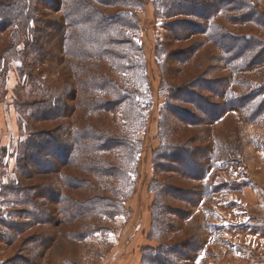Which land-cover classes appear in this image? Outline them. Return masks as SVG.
I'll return each mask as SVG.
<instances>
[{
  "label": "rangeland",
  "instance_id": "obj_1",
  "mask_svg": "<svg viewBox=\"0 0 264 264\" xmlns=\"http://www.w3.org/2000/svg\"><path fill=\"white\" fill-rule=\"evenodd\" d=\"M58 1L43 0L38 16L52 26L63 23L76 31V46L82 39L79 27L64 22L66 11ZM162 1L88 0L102 12L120 14L118 24L127 22L123 29L139 46L144 61L131 72L130 62L124 61L117 70L105 56L85 57L86 51L83 56L69 55L45 43L51 61H32L26 72L72 97L68 104L74 110L62 120L23 122L15 101L20 94L28 98L23 86L28 80L18 70L20 63L5 68L0 64V108L5 120L9 112L15 121L14 127L6 120L0 128V156L6 149L9 154L5 163L0 159V186L20 179L30 194L39 196L38 208L5 206L2 189L0 217L5 213L14 225L9 228L10 223L0 219V264H150L146 255L166 246L176 264H264V65L236 68L223 60L227 53L214 39L216 33L210 38L204 33L206 21L200 14L182 7L165 16ZM194 1L219 0L184 3ZM250 1L256 22L246 20L245 11L226 9L215 14V24L233 37L253 35L264 44V0ZM48 32H53L50 26ZM130 58L141 60L131 51ZM93 75L95 81L97 75L111 76L132 95H142L135 129L128 131L121 111L89 114L84 103L89 96L112 99L89 88ZM241 96L253 100L226 107V99ZM29 126L54 129L56 135L64 132L57 126H94L114 134L124 126L132 145L128 152L125 149L132 157L128 183L122 181L125 177L100 178L80 163L63 164L61 156L57 171L39 173L31 168L32 177L21 178L15 170L16 143L26 138ZM162 136L175 148L170 154ZM101 156V165L106 164L103 160L115 164L114 155ZM69 173L78 179L65 184L63 174ZM62 195L79 206L96 196L110 201L88 212L79 206L78 212H66ZM109 203L119 208L106 211Z\"/></svg>",
  "mask_w": 264,
  "mask_h": 264
},
{
  "label": "trees",
  "instance_id": "obj_2",
  "mask_svg": "<svg viewBox=\"0 0 264 264\" xmlns=\"http://www.w3.org/2000/svg\"><path fill=\"white\" fill-rule=\"evenodd\" d=\"M42 1L43 0H0V34H2V36L0 35V44L5 41L3 53L2 56H0V64L1 67L5 68L7 64L10 65V63L14 61L20 63V68L18 67V70L23 77H26V81L28 80L27 84L23 83V86H25V90H23L28 98L23 99L24 95L20 94L18 100L15 101V106L17 107L16 110L20 113V118L24 116L22 117L23 122L25 120L26 123L31 122V124L47 119L62 120L68 117L74 110L73 107L68 104L72 97H68V94L64 91L65 89L44 84L40 82V79L37 77L35 81L32 76L26 72L27 68H31L30 63H32V61L37 63H44L48 60L51 61V56H49L51 52L49 53V48L48 46L46 47L49 42L54 44L53 48L55 50L53 51L61 53L63 51L69 55L77 56H83V52L86 51V53L88 52L89 54L85 57L90 58H101L105 56V58L110 61L109 63L111 66H115L117 70L121 69L119 65L124 64V61L130 62V72L134 68L141 67L144 62L142 56L137 52V50L139 51V46L123 29L125 26L127 27V22H125L124 26L123 23L118 24L121 22L120 14H107L106 12H102V10L92 5L88 0H59L56 3L57 6L61 7L64 12L66 11L64 22L71 24V27H79L78 31L81 33L82 39L75 46L73 41L77 38L76 31L75 33L69 31V28H65L63 23H55L54 26H52L39 18V7ZM112 1L116 3L122 0H108L109 3ZM139 1L144 2V0ZM184 1L185 0H163V15L170 16L175 12L176 8H180V10L184 7L190 8V10L195 11L205 19L206 24H202V26L204 28V33L207 34L209 38L211 34L216 33L214 39L218 40L221 48L227 53L223 56V60L231 63L236 68L264 65V44H260V42L256 41V36L241 34L240 36L236 35L233 37L225 28L218 27L215 24V14L218 12H225L226 9L229 11H245L244 17L246 20H250V22L255 20L256 22V19L253 17L255 11L252 9L251 5L254 4V1L219 0L217 2L211 1L208 3L194 1L191 2L190 5L185 4ZM198 9L205 11V13H201L200 10L198 12ZM117 25L118 27H116ZM49 26L53 30L52 33L48 32ZM119 27H122V29L119 30ZM45 43L47 44L45 45ZM121 45L124 46V48H119ZM82 47H84L85 50L84 48L81 49ZM130 51L132 56H138L141 60L130 58ZM243 55L245 56L244 58L242 57ZM124 69L129 70V67L124 66ZM94 71H96V69H94ZM93 77L94 75L89 79V88L95 91L100 90L101 92H105L111 95L112 99L104 101L98 96H89V101L83 100L84 103L87 104L86 106L89 109V114H95L99 111L116 114L121 111L123 118L127 121L125 127L128 131L129 129L130 131L131 129H135L137 127L135 124V114L137 116L140 115L139 112L136 111V108L138 109L140 106V101H138V99L142 98V95L135 92L133 93L135 96L133 99L130 89L120 86L111 76L100 75L99 77V75H97L95 78H97L98 81H95ZM82 84L85 86L84 82ZM66 85L69 89H67L68 92H70L72 88L69 87L71 85L70 81L67 82ZM190 91H194V89L190 88ZM252 100L253 98H248L247 96L238 98L231 97L229 100L226 99L225 104L227 108L239 107L244 102ZM263 104L264 101L261 106H263ZM221 110L220 108L215 111L217 117L221 114ZM128 115H130V117ZM19 121L21 122V119ZM57 127L63 129L64 132L60 135H56L54 129L51 131H40L36 128L28 127V130H30L29 134H26V138L20 140L18 142L19 144L16 143L15 170L17 169V175L19 174L21 178L32 177L31 168L40 169L39 173L55 172L61 165L58 162L59 156H61L60 158L63 159V164L80 163L88 172H92L100 178L118 177V179H120L125 177L122 181L128 183L130 159L132 157L129 158L126 151L128 152L132 145L131 142L129 145V142L126 140L128 137L126 135L127 131L124 130V126L117 134L112 133L110 130V132H102L94 128V126H84V128L76 126L71 129L65 126ZM162 139L164 142L166 141V145L169 148L168 153L170 154L175 148H173L165 137L162 136ZM7 150L8 149L1 152L0 159H2V163H5V159L9 156ZM182 150H184V148ZM191 152L192 151H187V154ZM104 153L114 155V157H116L115 164L114 162H110L111 160H103L106 164H104V166L101 165V155ZM175 155L174 153L173 158L176 157ZM63 176L65 184H70L71 180L78 179L76 175L74 176V174L70 173L63 174ZM20 182V179H16L9 183L8 186H0V194L2 193V189L5 191L4 205H15L20 203L38 208L36 197L39 196H36L35 193L30 194L28 191L32 190H28V186L20 185ZM47 185V188L53 191L52 186L49 184ZM6 194L12 195L10 196L11 198L7 197ZM61 198L64 200L63 206L66 207V212L68 210L78 212L79 209H81V212L84 213L88 212V210L94 206L97 207L110 201V198L104 200L96 196L95 198L93 197L87 200L88 203L79 206L75 203H70V201H68L69 198L65 197V195H62ZM109 204L110 205L105 208L106 211L119 208L118 204ZM78 206L79 209L75 210ZM1 215V222L5 220L8 221L5 213H1ZM8 222L10 223L11 221ZM13 225L14 223H10L9 228ZM89 232L90 231L85 234H90ZM170 248L166 246L162 247V249L152 250L146 255V260L150 264H176L171 258L172 256L170 257Z\"/></svg>",
  "mask_w": 264,
  "mask_h": 264
},
{
  "label": "crops",
  "instance_id": "obj_3",
  "mask_svg": "<svg viewBox=\"0 0 264 264\" xmlns=\"http://www.w3.org/2000/svg\"><path fill=\"white\" fill-rule=\"evenodd\" d=\"M7 113H8V116H7L6 120L14 127L15 121H14L13 113H9V112H7ZM6 120L3 117L2 110L0 108V128H1V125H3V123H6Z\"/></svg>",
  "mask_w": 264,
  "mask_h": 264
}]
</instances>
